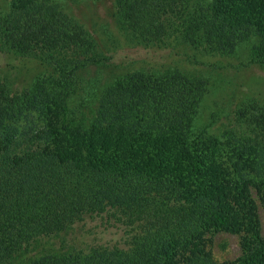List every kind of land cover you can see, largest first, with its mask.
<instances>
[{
  "label": "trees",
  "instance_id": "trees-1",
  "mask_svg": "<svg viewBox=\"0 0 264 264\" xmlns=\"http://www.w3.org/2000/svg\"><path fill=\"white\" fill-rule=\"evenodd\" d=\"M1 1L0 52L59 65L22 90L0 80V128L29 110L41 119L0 133V264H264L252 195L264 104L230 108L209 131L200 103L219 85L196 67L245 48L264 65V0H112L117 46L183 63L126 73L90 99L76 71L103 50L85 26L54 0ZM218 231L242 234L236 259L213 258Z\"/></svg>",
  "mask_w": 264,
  "mask_h": 264
},
{
  "label": "rangeland",
  "instance_id": "rangeland-1",
  "mask_svg": "<svg viewBox=\"0 0 264 264\" xmlns=\"http://www.w3.org/2000/svg\"><path fill=\"white\" fill-rule=\"evenodd\" d=\"M54 1L65 12L78 19L85 26L92 41L97 40L98 48L103 50L101 61L76 71L75 78L79 80L81 86L78 94L82 97L95 98L106 84L134 70L157 71L162 67L161 65L171 67L172 63H183L173 58L175 54H169L167 49H149L132 45L117 46V42H114L120 40L121 37L115 31V25L111 20L112 0ZM8 2L9 0L1 1L4 6ZM122 41L125 42V39L122 38ZM246 52H248L246 48L241 49L244 56ZM36 55L10 56L0 52V80L14 90H22L37 79L56 72V66L59 65L56 61L47 60L49 58L45 54ZM243 59L225 63L222 68L208 63H205V66L196 65L197 68L204 69L202 71L213 84L217 81L216 84L219 85L218 88L211 86L205 99L201 101L199 110V114L203 117L201 120L208 123L206 128L213 133H219L223 127L221 124L227 123V112L231 110L230 108L247 103L264 104V65L248 64ZM180 65L188 68L185 64ZM215 111L219 112L213 120L211 116ZM40 121L38 113L29 110L25 111L19 119L10 120L7 127L14 126L22 130L27 129L30 123L35 122L39 125ZM7 127L0 128V133ZM256 155L257 159L264 157V149L256 151ZM260 166L258 165L254 172L257 173L254 176L258 179L264 177V171ZM252 195L257 203L260 230L264 237V186L259 190L252 188ZM241 238L242 234L228 231L214 232L209 237L213 258L219 262L236 259L241 253Z\"/></svg>",
  "mask_w": 264,
  "mask_h": 264
}]
</instances>
